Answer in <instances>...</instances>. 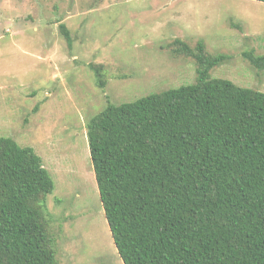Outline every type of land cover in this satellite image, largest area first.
Masks as SVG:
<instances>
[{"label": "trees", "instance_id": "1", "mask_svg": "<svg viewBox=\"0 0 264 264\" xmlns=\"http://www.w3.org/2000/svg\"><path fill=\"white\" fill-rule=\"evenodd\" d=\"M170 46L196 61L194 84L109 102L86 125L118 254L124 264H264V94L212 78L228 56L204 42ZM243 56L264 71V55ZM54 190L34 149L0 138V264H58Z\"/></svg>", "mask_w": 264, "mask_h": 264}, {"label": "rangeland", "instance_id": "2", "mask_svg": "<svg viewBox=\"0 0 264 264\" xmlns=\"http://www.w3.org/2000/svg\"><path fill=\"white\" fill-rule=\"evenodd\" d=\"M176 39L228 56L212 78L264 94V71L243 56L264 55L262 2L0 0V138L34 149L53 178L47 214L58 264H124L86 125L109 102L194 84L196 61L171 52Z\"/></svg>", "mask_w": 264, "mask_h": 264}]
</instances>
